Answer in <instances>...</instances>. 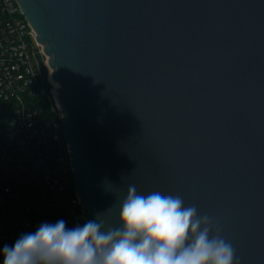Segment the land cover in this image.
<instances>
[{
	"label": "water",
	"instance_id": "water-1",
	"mask_svg": "<svg viewBox=\"0 0 264 264\" xmlns=\"http://www.w3.org/2000/svg\"><path fill=\"white\" fill-rule=\"evenodd\" d=\"M16 2L59 85L85 222L116 224L134 184L264 264V0Z\"/></svg>",
	"mask_w": 264,
	"mask_h": 264
},
{
	"label": "built area",
	"instance_id": "built-area-1",
	"mask_svg": "<svg viewBox=\"0 0 264 264\" xmlns=\"http://www.w3.org/2000/svg\"><path fill=\"white\" fill-rule=\"evenodd\" d=\"M58 88L20 6L0 0V249L43 222L85 223Z\"/></svg>",
	"mask_w": 264,
	"mask_h": 264
},
{
	"label": "clouds",
	"instance_id": "clouds-1",
	"mask_svg": "<svg viewBox=\"0 0 264 264\" xmlns=\"http://www.w3.org/2000/svg\"><path fill=\"white\" fill-rule=\"evenodd\" d=\"M117 203L116 224L105 213L71 228L43 222L0 249L2 264H238L215 221L182 196L130 184Z\"/></svg>",
	"mask_w": 264,
	"mask_h": 264
}]
</instances>
